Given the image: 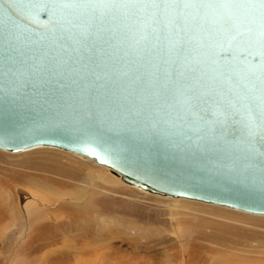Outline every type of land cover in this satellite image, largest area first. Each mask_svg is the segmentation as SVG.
I'll use <instances>...</instances> for the list:
<instances>
[{
  "label": "water",
  "instance_id": "water-1",
  "mask_svg": "<svg viewBox=\"0 0 264 264\" xmlns=\"http://www.w3.org/2000/svg\"><path fill=\"white\" fill-rule=\"evenodd\" d=\"M100 17L112 36L107 51L123 57L121 64L155 60L175 39L164 21L154 23L145 12L100 6L98 25ZM89 19L86 8L53 13L44 0L23 16L8 9V16L0 18V148L57 146L89 156L142 188L264 214V156L259 154L264 147L249 146L241 116L230 120L223 133L219 128L208 132L189 126L180 109L162 99L154 103L138 97L135 106L131 97L123 99L127 92L105 79L36 70L45 52L67 56L74 24ZM12 22L19 26L15 38L9 36ZM231 24L218 10L190 17L188 34H182L191 40L185 54L189 66H203L205 54L220 53L222 47H231L240 63L258 50L247 35L229 45L235 35ZM123 83L127 86V80ZM109 91H116L118 100L105 107L98 100Z\"/></svg>",
  "mask_w": 264,
  "mask_h": 264
},
{
  "label": "rangeland",
  "instance_id": "rangeland-1",
  "mask_svg": "<svg viewBox=\"0 0 264 264\" xmlns=\"http://www.w3.org/2000/svg\"><path fill=\"white\" fill-rule=\"evenodd\" d=\"M69 152L49 146L18 153L0 149V197L6 204H0L3 214L0 217V264H166L169 257L165 251L171 256L180 248L197 260L205 258L207 264L232 256L234 259H264V216L194 200L181 199V203H177L162 193L128 187L111 168ZM89 173L102 176L105 181L96 179L93 192L84 194L88 196L87 203L81 202L82 198L76 204L68 198L75 190L79 192L78 198L83 196ZM14 178L29 181V186L16 182L12 185ZM58 181L63 183H52ZM39 182L51 184L49 187L57 193L45 192L42 202L45 198L53 201L42 210L44 214L56 216L57 203H66V208L59 212L64 227L54 235L52 231L59 227L41 228L43 224L36 222L32 228L42 230L32 231L31 225L28 229V208L23 204L24 195L18 190L26 192L28 198L33 193L44 194L36 190L42 189ZM171 245L176 249H169ZM203 248L210 251L209 254ZM106 250L109 263H102L98 255ZM91 254L95 255L91 257ZM179 256L170 262L183 263Z\"/></svg>",
  "mask_w": 264,
  "mask_h": 264
},
{
  "label": "snow or ice",
  "instance_id": "snow-or-ice-1",
  "mask_svg": "<svg viewBox=\"0 0 264 264\" xmlns=\"http://www.w3.org/2000/svg\"><path fill=\"white\" fill-rule=\"evenodd\" d=\"M39 2L0 0V18L8 16V9L23 16L36 10ZM44 3L45 9L50 5L53 13L57 8H86L90 19L74 24L77 31L68 36L72 47L67 56L57 53L50 57L45 52L37 60V71L95 77L97 81L105 79L106 83L111 82L127 92L123 99L131 97L135 106L138 97L154 103L162 99L167 107H178L181 118L189 126L208 132L219 128L223 133L230 120L235 122V118L241 116L249 146L254 148L256 143H261L264 147V0H44ZM100 6L148 13L154 23L164 21V27L175 39L167 52L155 60L121 64L123 57L107 51L112 47V36L101 26L103 17L99 18L100 25L95 22ZM210 9L218 10L232 22L231 30L235 35L231 36L229 45L244 35L253 41L258 50L248 52L251 59L245 57L240 63L231 47L223 49L221 46L220 53L205 54L203 66H189L185 54L191 40H185L182 34H188L190 17L195 20ZM18 27L12 22L10 37L15 38ZM153 32L157 33L158 29L153 28ZM2 67L3 56L0 55V69ZM125 80L127 86L123 83ZM116 100V91H109L98 103L109 107ZM259 154L264 156V151Z\"/></svg>",
  "mask_w": 264,
  "mask_h": 264
},
{
  "label": "bare ground",
  "instance_id": "bare-ground-1",
  "mask_svg": "<svg viewBox=\"0 0 264 264\" xmlns=\"http://www.w3.org/2000/svg\"><path fill=\"white\" fill-rule=\"evenodd\" d=\"M39 146H45V147H47V146H49V147H53V148H57V149H62V150H65V151H70L69 153H77V154H82V153H79V152H75V151H72V150H68V149H63V148H60V147H57V146H51V145H37V146H33V147H29V148H25V149H23V150H19V151H11V150H5V149H2V148H0L1 150H4V151H6V152H9V153H18V152H24L25 150H28V149H31V148H35V147H39ZM82 155H84V154H82ZM73 156V155H72ZM84 156H86V155H84ZM87 157H89V156H87ZM89 158H91V157H89ZM92 160H94L95 162H97L95 159H93V158H91ZM98 163V162H97ZM98 164H100V163H98ZM101 165H103V164H101ZM104 167H106V168H111V167H109V166H106V165H104ZM112 169V168H111ZM113 170V169H112ZM113 171H115V170H113ZM115 172H117V171H115ZM118 173V177L120 178V176H121V183L123 184V185H125V186H128V187H137V188H140V189H143V190H147V189H149V190H151L152 192H157V191H154V190H152V189H150V188H142V187H140V186H138V185H136L135 183H132V182H129V181H126L125 180V178H124V176L121 174V173H119V172H117ZM44 176V175H43ZM46 176V175H45ZM46 178H48V177H46ZM49 179V178H48ZM47 179V180H48ZM96 179H98V180H100V181H102V182H104L105 181V178L104 177H102V176H94L92 173H89V175H88V181H85L84 182V189H85V191L83 192V196L81 197V198H78V196H77V194L79 193H77V190H75V192L74 191H71V192H73V194H72V196L71 197H69L68 199H70V200H74L75 202L74 203H78V201H81V199L83 198V201H81V202H86L87 203V201H86V198L88 197H85V195L84 194H86V195H88L89 193H91V192H93V186H94V181L96 180ZM12 180V179H11ZM14 181H11L10 183H12V185H14L15 184V182H16V184H19V183H21V184H25V183H27V185L26 186H29L28 185V183H29V181H22L20 178H14L13 179ZM26 180V179H25ZM44 180V179H43ZM50 180V179H49ZM51 181V180H50ZM9 183V184H10ZM48 183V182H47ZM51 183V182H50ZM53 184H58V185H61L63 182L62 181H58V182H52ZM39 184H41V186H42V189H36L37 191H40V192H42V193H44V194H41V193H33L32 194V196L30 197V198H28L27 196H28V194L26 193V192H24L23 190H21V189H19L18 191L20 192V194H22V195H24V196H22V200H23V204H25L26 206H27V215H28V229H29V227H30V225H31V227H30V229L32 228V226H34L35 225V223L36 222H39L40 224H43L42 226H41V228H43V227H47V226H51V228L53 229V228H58L59 227V229L56 231H52V234L54 235V234H56V232H58L59 230H61L63 227H64V222H63V220L61 219V214L59 213V212H61L62 210H64L65 208H66V206L64 205V204H66V203H64V204H61L62 202H60V204L59 203H57L56 205V207H54V211L56 212V216H51V215H49V214H44L43 213V209L44 208H46V207H50V205H52V196H51V200H46V198H45V201L44 202H42L43 201V197L46 195V193H51V194H57V193H54L53 192V190L51 189V187H49L46 183L44 184V183H40L39 182ZM24 186V185H23ZM54 189V188H53ZM55 190V189H54ZM35 192V191H34ZM46 192V193H45ZM86 192V193H85ZM157 193H162V192H157ZM146 194V193H145ZM162 194H165V193H162ZM71 195V194H70ZM165 195H167V196H169L171 199H169V200H171V201H174V202H177V203H181V199L182 200H194V201H200V202H203V203H207V204H213V205H219V204H214V203H209V202H204V201H201V200H196V199H192V198H186V197H182V196H173V195H169V194H165ZM1 196V195H0ZM33 197V198H32ZM47 197V196H46ZM156 197V196H155ZM37 198V199H36ZM49 197H47V199H48ZM58 198V197H57ZM35 199V200H34ZM60 200V199H59ZM88 200V199H87ZM168 201V200H167ZM37 202V203H36ZM54 202H55V199H54ZM73 202V201H72ZM3 203L5 204V200H4V198H1L0 197V204L3 206ZM0 205V206H1ZM6 205V204H5ZM174 208H176L177 207V205H175V204H173L172 205ZM181 207H183L182 205H180ZM219 206H223V207H225V208H230V209H233V210H237L238 212H245V213H249L250 215L251 214H254V215H262V216H264V214H255V213H250V212H246V211H242V210H238V209H235V208H232V207H228V206H224V205H219ZM6 208H8V207H6ZM1 210V209H0ZM51 211V210H50ZM4 213V212H3ZM7 213H9V212H7L6 211V214ZM170 213H173V214H176L177 212L176 211H170ZM182 212H180V214H181ZM0 217L2 218V216H3V214L0 212ZM52 214V213H51ZM55 214V213H54ZM62 214H64V211H63V213ZM179 214V215H180ZM65 216H67V215H65ZM45 219H48V220H50V222L49 221H44ZM51 223V224H49V223ZM39 223H38V225H39ZM37 225V224H36ZM4 226V225H3ZM38 227V226H37ZM40 227H39V230H42ZM175 228H177V229H179L180 227H178V226H176ZM33 229V228H32ZM35 229V228H34ZM34 229L32 230V231H34ZM38 229V228H37ZM196 229V228H195ZM36 230V229H35ZM39 230H36V231H39ZM193 232V231H192ZM182 233L183 232H180L179 233V235L180 236H182ZM195 233V232H194ZM184 235L185 234H183V237H184ZM180 238V237H179ZM200 240V239H199ZM202 240V239H201ZM182 242V241H181ZM182 244V246L181 247H185V246H183V243H181ZM193 245V244H192ZM180 246V245H179ZM194 246H195V244H194ZM193 246V247H194ZM212 246H214V245H212ZM102 247V246H101ZM100 247V248H101ZM105 247V246H104ZM174 245H171L170 247H169V249H171V250H174ZM224 248V247H223ZM106 249V248H105ZM104 249V250H105ZM175 249H176V247H175ZM181 249V248H180ZM180 249H177V251L174 253L173 251V253H171L172 255L170 256V254L169 253H167V251H165L166 252V255L169 257V259H168V261L166 262V264H172L171 262H172V259H175V258H177L179 255V257H181V261H183V263L182 264H207V261H206V259L205 258H203V259H200V260H197V257H193V256H191V254L189 253V252H186L185 250H180ZM198 247H197V249H196V253L198 252ZM204 249V251L206 250V251H208L206 248H203ZM109 250V249H108ZM108 250H106V252L105 253H103V254H100V256L98 255V258L101 260V262L102 263H109L108 261H109V254H108ZM89 251V250H88ZM92 251V250H91ZM94 251H96V250H94ZM192 251V250H191ZM104 252V251H103ZM209 252L210 251H208V254H209ZM97 253V252H96ZM95 253V254H96ZM98 253H100V252H98ZM217 253V252H216ZM231 253V252H230ZM234 253V252H233ZM94 254V255H95ZM215 254V253H214ZM225 254H227V253H225ZM235 254V253H234ZM254 254V253H253ZM261 254V253H260ZM93 254H91V257L92 256H94ZM206 255H207V253H206ZM218 255V254H217ZM219 255H221V253L219 252ZM229 255V254H228ZM248 255V254H247ZM250 255V254H249ZM197 256H198V254H197ZM259 256V255H258ZM212 257V256H211ZM217 258V257H216ZM222 258H223V256H222ZM82 259V258H81ZM180 259V258H179ZM199 259V258H198ZM213 259H214V256H213ZM171 261V262H170ZM180 263V264H181ZM209 263H210V261H209ZM212 264H264V259H256V258H248V257H246V258H244V257H239V258H237V259H234L233 258V256L232 257H230V258H226V259H224V260H221V259H215L214 261H213V263Z\"/></svg>",
  "mask_w": 264,
  "mask_h": 264
}]
</instances>
